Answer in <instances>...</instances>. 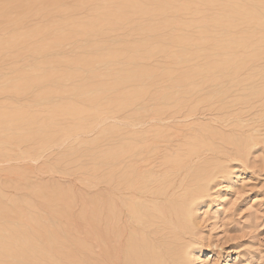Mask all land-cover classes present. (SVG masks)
Wrapping results in <instances>:
<instances>
[{"label": "rangeland", "instance_id": "374dc122", "mask_svg": "<svg viewBox=\"0 0 264 264\" xmlns=\"http://www.w3.org/2000/svg\"><path fill=\"white\" fill-rule=\"evenodd\" d=\"M253 12L264 0H0V227L30 237L27 258L104 264L106 181L126 175L179 200V231L155 236L168 264H264Z\"/></svg>", "mask_w": 264, "mask_h": 264}, {"label": "bare ground", "instance_id": "6f19581e", "mask_svg": "<svg viewBox=\"0 0 264 264\" xmlns=\"http://www.w3.org/2000/svg\"><path fill=\"white\" fill-rule=\"evenodd\" d=\"M90 27L92 26L90 25ZM248 28L251 29V34H249L248 41L251 42V45L253 47L250 45L249 47H247V51H250V60L253 61L254 59H256L254 51L255 44L253 40H256V38L259 39V34L260 40L264 38V15L260 12L251 13L249 17ZM14 41L15 40H12V42ZM6 44L8 45V43ZM228 68L230 67L228 66ZM233 68L236 70H240L241 67L237 65L236 68L235 66ZM126 178V175H120L115 180L109 177V179H107L106 181L108 185V187L106 188L108 198L107 201L111 200L112 202V196L117 197L118 200H116L117 210L115 211V213L112 209V204L108 205L107 203L106 225H109L110 227L108 228V231L106 233L108 234L109 232H113V227H111L113 223L111 224L110 220L113 214L116 218L117 226L113 232L114 237H109L108 235L105 238V247L102 251L104 253V264H151L149 257L150 254H155L157 264H168V260H166L165 255H169L172 249L167 244L165 245L162 239L157 241L155 239V236L157 234L166 233L167 229L171 230L172 233H176L179 231V226L176 221H179L180 217L182 218V216L180 215L182 210L175 206V204L179 200L171 201L170 197H168V200H166V196L170 194V191L167 188H164L166 189L165 191H159L156 189H150L144 183L142 185L138 184L137 186H134L128 184ZM123 195H127L128 197L139 201L141 199V202L137 203V205L142 208L141 210L144 209L145 211H129L126 208L127 206H125V204L123 203L120 206V202L123 201L121 199ZM146 200L153 201V206H150V204H148ZM155 201L163 202L156 203ZM95 213L97 214V212ZM129 223L130 225L132 223L136 224H133L132 228L139 230V235L136 236L140 237L142 242L138 240L133 241L130 240V236V238L127 237V235L125 234L126 231L124 232V230L128 227ZM160 223H162L164 226ZM154 225H162V227H158L159 230L151 232L150 228ZM6 231V226L0 227V264H34V258H32V256L30 258H27L28 255L27 253H25L27 248L31 246L29 242L30 237L24 235L23 231H20L19 234L11 237L7 235ZM103 241L104 240H102V242ZM99 247L101 248V246ZM38 256L40 258H43L44 254ZM17 257L18 259H16ZM8 259H11L12 261L8 262ZM37 261L38 258L36 260V263Z\"/></svg>", "mask_w": 264, "mask_h": 264}]
</instances>
